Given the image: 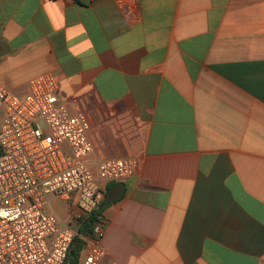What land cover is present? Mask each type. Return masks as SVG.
<instances>
[{"label":"crops","instance_id":"obj_1","mask_svg":"<svg viewBox=\"0 0 264 264\" xmlns=\"http://www.w3.org/2000/svg\"><path fill=\"white\" fill-rule=\"evenodd\" d=\"M42 74L94 173L137 160L105 183L102 264H264V0H0V88Z\"/></svg>","mask_w":264,"mask_h":264},{"label":"built area","instance_id":"obj_2","mask_svg":"<svg viewBox=\"0 0 264 264\" xmlns=\"http://www.w3.org/2000/svg\"><path fill=\"white\" fill-rule=\"evenodd\" d=\"M0 111V264H65L77 223L98 209L105 183L133 175L137 160L103 159L94 173L91 122L79 105L60 100L51 74L32 79L24 96L0 88ZM53 198L73 200L77 217L56 216ZM104 231L100 219L79 264H102Z\"/></svg>","mask_w":264,"mask_h":264},{"label":"trees","instance_id":"obj_3","mask_svg":"<svg viewBox=\"0 0 264 264\" xmlns=\"http://www.w3.org/2000/svg\"><path fill=\"white\" fill-rule=\"evenodd\" d=\"M104 208L105 204L101 203L98 209H96L92 214L82 220L78 228V234L73 240L65 264H79L82 251L85 248V241L82 239V236L87 237L93 234L94 225L97 221L100 220Z\"/></svg>","mask_w":264,"mask_h":264},{"label":"rangeland","instance_id":"obj_4","mask_svg":"<svg viewBox=\"0 0 264 264\" xmlns=\"http://www.w3.org/2000/svg\"><path fill=\"white\" fill-rule=\"evenodd\" d=\"M50 210H54V212L56 213V216L58 214L59 216H63L67 213V204L64 200L61 199H52L50 202V206H49ZM77 226H80V222L77 223Z\"/></svg>","mask_w":264,"mask_h":264}]
</instances>
